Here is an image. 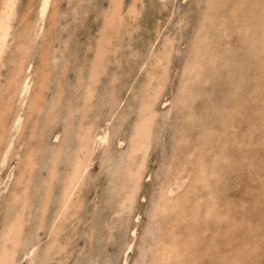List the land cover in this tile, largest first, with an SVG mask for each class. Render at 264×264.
I'll use <instances>...</instances> for the list:
<instances>
[{
	"label": "rangeland",
	"instance_id": "374dc122",
	"mask_svg": "<svg viewBox=\"0 0 264 264\" xmlns=\"http://www.w3.org/2000/svg\"><path fill=\"white\" fill-rule=\"evenodd\" d=\"M39 1L41 3V0H15L14 5L16 6H14L10 20L11 29H9L5 51H3L6 55L2 53L0 56V66L3 68H0V135L2 131H5L0 136L2 137L0 138L2 140L0 144H4L0 145V154L2 152L6 153V156L3 154L4 158L6 157L5 159L1 158L3 155L0 156V162L4 161V163H0V185L2 183L0 186V258L4 249L8 250L10 255L6 264H28V262L29 264H36L37 262L39 264H121L123 260H126L125 264H152L158 259L161 260L159 264H264V62H262L264 61V0H223L224 3L222 0H218L219 2L216 0L217 3L214 2L215 0H206L207 2L210 1V4H206V2H203L204 0H119V5H111L116 3L111 2V0H58L59 2L48 0L46 12L42 17L39 15ZM214 3L217 5L215 6ZM32 4L35 8L32 7ZM50 4L53 5V8ZM125 4L126 6H124ZM139 4H141V7ZM22 7L28 10V13ZM111 7L117 9L112 15L113 8L109 9ZM134 7L135 9L132 10ZM35 9L36 12L38 11L37 13L34 12ZM125 9L128 12H125ZM200 9L205 12L203 11V13ZM104 10L106 11L104 12ZM137 10H140V12H137ZM228 10L234 11L231 14V11L228 13ZM19 11L22 12L19 14ZM211 12L213 15L210 16ZM185 13H188L187 16ZM125 14L126 16H123ZM227 14L230 16L228 17ZM76 15L80 18H78L79 20L75 19L77 18ZM226 17L228 20L225 21ZM33 19H38L36 20L38 22H34ZM249 19L251 22L248 21ZM112 22H115V27H113ZM158 23L163 24L159 27L164 30L158 27ZM26 25L28 28L31 25L29 32H27ZM34 27H38V29ZM39 27L43 28L40 29ZM18 28L21 32L18 31ZM239 28L240 31H237ZM185 29L187 30L185 31ZM31 30L35 31V33L33 32L35 35ZM17 31L19 34L16 33ZM125 34L130 35L128 37ZM9 35L14 36L15 40L12 37L9 38ZM176 35L177 37H175ZM123 37L126 39L127 44ZM10 39L13 41H10ZM88 39L92 40L93 44L88 42ZM158 39L161 41L159 42ZM18 40H20L19 43H22H17ZM40 43L41 45H39ZM19 45L20 47H18ZM27 47L30 49H27ZM204 48L205 50H203ZM18 49L20 50L18 51ZM40 49L43 51H39ZM152 49L153 51H151ZM22 51L24 52L20 53ZM117 51H120V57ZM129 51L132 55L129 54ZM16 52L19 55L22 54V56H17ZM153 52L158 58L152 54ZM46 53L52 54V56L50 57L47 54V57ZM149 53L151 54L149 55ZM14 54L17 57L13 56ZM112 54L113 56L116 54L115 57H118L111 59ZM247 54L248 56H246ZM121 55L125 58L122 59ZM228 55L231 58L228 59ZM14 57L17 62L20 59L19 61L23 63L22 66L19 62L16 65V61V64H14L12 61ZM236 57L239 59L237 60ZM162 58L164 61L162 60L161 64ZM259 58H262V60ZM10 59L12 62L9 61ZM221 60L223 61L221 62ZM13 64L17 69L13 67ZM24 64L25 68L22 69ZM84 64L87 65L84 66ZM140 64L142 65L140 66ZM104 65H107L106 70ZM137 65H139V68L135 67ZM154 65L156 67L161 65L162 67L158 66L156 68ZM257 65L259 67H254ZM86 66L87 68H85ZM19 67H21V71ZM12 68L14 70L11 71ZM37 68L38 71H44L37 72L35 75L34 72L37 71ZM163 68L164 70H162ZM61 69H64V73ZM156 69H158L157 72ZM187 69L191 73L186 71ZM158 71L160 72L158 73ZM13 72H16V75L18 74L15 78L16 81L13 80L15 75H13ZM44 72L45 74L49 72L50 77L48 75L45 77ZM142 72L144 73L142 74ZM227 72L232 77L231 81H229L230 77ZM163 73L168 75L165 76ZM105 74L107 77H105ZM191 74H194L195 77ZM33 76L35 77L33 78ZM101 76L104 77L99 79ZM19 77H23L22 80L27 78V83H30L27 84L29 87L23 94L17 95V90L22 87L19 83L21 81V79H18ZM153 78L154 80L151 82L150 80ZM52 79H55L53 80L55 84H52ZM103 79L104 83L101 81ZM195 79L199 81L197 82ZM162 81H166V85ZM33 83L34 85H31ZM11 84L18 85L14 88ZM107 84L109 85L107 86ZM126 85H128L127 88H125ZM43 86L47 87L46 90ZM132 86L134 87L133 90ZM121 90L124 92L122 95H120ZM145 90H148V93ZM222 93L228 94V96ZM69 99H72V101ZM222 101L223 103H220ZM227 101L233 102L229 103ZM33 102L36 104H32ZM44 103H46V106ZM12 104L13 107H11ZM49 104H52L51 107H49ZM142 106L146 109L149 107V110L146 111ZM24 109L26 110L24 111ZM212 113H214V116ZM16 115L19 119L21 118L20 122H13ZM34 115L38 118L37 120ZM217 115L218 119L216 118ZM28 116L29 118H27ZM113 116H115V119ZM4 118L13 124L11 125L6 120L3 121ZM116 120L117 122H115ZM155 120L156 122H153ZM24 122L25 125H22ZM63 122L66 125H62ZM32 123L33 125H30ZM15 124H18V127ZM73 125L76 128L74 130ZM13 127L16 130L19 128L18 132L13 130ZM146 129L148 130V139L147 151L145 150L144 157H142L143 152L140 151L131 153V148L141 142V136H146V133H143ZM7 132L10 134L8 137H6ZM13 134L14 137L11 136ZM72 135L74 136L71 137ZM11 137L13 138L11 139ZM5 138L10 139L8 141L10 145H8L7 140H4ZM68 138L69 141H67ZM71 138H73L74 144ZM17 141L18 143L15 144ZM6 142L7 146H5ZM66 142H68V146ZM69 142L72 143L73 147ZM125 143L127 146H124ZM14 145H20V148ZM24 150L26 151L25 154H23ZM11 151L12 153H10ZM118 152L121 153L118 154ZM28 153H31L29 158ZM128 154H131V156ZM118 155L121 157H118ZM92 156L94 157L92 158ZM21 160L26 162L21 165ZM29 160L31 165L28 167ZM78 162L81 164L86 163L87 166L83 172L81 171V177L69 196L68 202L62 207L61 203L65 199L63 194L65 184H68L70 178H72L71 174L75 172ZM18 167H20L19 170ZM106 171L109 172L108 175ZM121 171L123 175H121ZM62 180H64L63 183ZM177 183L180 188L173 195L164 196L165 190L168 187L175 188ZM56 185H58V189H56ZM133 188H135V191L130 199L129 195L134 190ZM82 189L84 190L82 191ZM161 196H163V201L160 200ZM9 197L10 199H8ZM14 197L18 199L16 200ZM103 197L105 198L103 199ZM91 203L93 206H91ZM160 203L163 206L165 204L164 209L157 207ZM121 207L125 209L123 208V210ZM194 207L196 208L194 209ZM127 209H130V211ZM18 212L22 214V225L20 233L13 237L9 232V228L17 220ZM46 213L47 215H45ZM33 217L35 220H33ZM130 225L131 227L135 226L136 229L133 236L130 232ZM212 228L214 229L212 230ZM139 229L140 231H138ZM217 232L218 234H216ZM59 233L62 235H59ZM129 242L131 244L130 252L124 255V248ZM167 245L168 249L166 248ZM157 246H163L159 250L160 252H158L159 248ZM48 254L53 255V258ZM41 256H43V259ZM47 257L49 260H53L49 261Z\"/></svg>",
	"mask_w": 264,
	"mask_h": 264
},
{
	"label": "bare ground",
	"instance_id": "6f19581e",
	"mask_svg": "<svg viewBox=\"0 0 264 264\" xmlns=\"http://www.w3.org/2000/svg\"><path fill=\"white\" fill-rule=\"evenodd\" d=\"M28 1H30V0H28ZM52 1H53V0H52ZM57 1H58V0H57ZM112 1H113V2H116V3H112L111 5H113V4L119 5V3H118L119 0H111V2H112ZM165 1H166V0H165ZM217 1H218V0H217ZM217 1L215 0L214 2L217 3ZM14 2H15V0H2V1H1V4H0V56H1L2 53H4L3 51H5L4 48H5V44L7 43V42H6V38H7V36H8L9 29H11V28H10V20H11V16H12V13H13L14 6H16V5H14ZM33 2H34V1H33ZM36 2H37V1H36ZM58 2H59V1H58ZM111 2L109 1V4H110ZM131 2H133V1H131ZM168 2H169V1H168ZM201 2H202V1H201ZM203 2H206V4H208L210 1L207 2L206 0H204ZM218 2H219V1H218ZM222 2H223V0H222ZM222 2H221V3H222ZM224 2H225V1H224ZM224 2H223V3H224ZM15 3H16V2H15ZM53 3H54V2H53ZM133 3H134V2H133ZM166 3H167V2H166ZM211 3H212V1H211ZM231 3H232V1H231ZM231 3H230V4H231ZM234 3H235V2H234ZM246 3H247V2H246ZM27 4H29V3H27ZM27 4H26V5H27ZM39 4H40V5H39V15H40V17H42V16L44 15V13L46 12V9H47V6H48V0H41V3H40V1H39ZM109 4H108V5H109ZM123 4H124V3H123ZM162 4H163V2H162ZM167 4H168V3H167ZM203 4H204V3H203ZM209 4H210V3H209ZM238 4H239V3H238ZM238 4H237V5H238ZM240 4H241V2H240ZM244 4H245V3H244ZM244 4H243V5H244ZM23 5H24V3H23ZM54 5H55V4H54ZM56 5H57V3H56ZM56 5H55V6H56ZM134 5H135V3H134ZM134 5H133V6H134ZM140 5H141V4H139V6H140ZM214 5H215V3H214ZM214 5H212V6H214ZM216 5H217V4H216ZM216 5H215V6H216ZM243 5H242V6H243ZM253 5H254V4H253ZM21 6H22V5H21ZM36 6H37V5H36ZM50 6L53 8V5L50 4ZM124 6H126V4H125ZM160 6H161V4H160ZM215 6H214V7H215ZM233 6H235V5L233 4ZM233 6H232V7H233ZM32 7H34L33 4H32ZM57 7H58V6H57ZM108 7H109V6H108ZM115 7L117 8V6H115ZM140 7H141V6H140ZM161 7H162V6H161ZM165 7H166V6H165ZM237 7H238V6H237ZM244 7H246V6H244ZM22 8H23V7H22ZM34 8H35V7H34ZM54 8H55V7H54ZM112 8H113V7L109 8V9H112ZM131 8H132V6H131ZM158 8H159V7H158ZM197 8L199 9V7H197ZM220 8H221V7H220ZM230 8H231V7H230ZM234 8H235V7H234ZM239 8H240V7H239ZM247 8H248V7H247ZM23 9H25V8H23ZM23 9H22V10H23ZM28 9H29V8H28ZM55 9H56V8H55ZM55 9H54V10H55ZM109 9H108V10H109ZM126 9H127V8H126ZM126 9H125V12H128V11H126ZM134 9H135V7H134L132 10H134ZM137 9H138V8H137ZM140 9H141V8H140ZM164 9H165V8H164ZM201 9H202V8H201ZM201 9H200V10H201ZM203 9H204V8H203ZM208 9H209V8H208ZM211 9H212V7H211ZM211 9H209V10H211ZM213 9H214V8H213ZM232 9H233V8H232ZM30 10H32V9H30ZM52 10H53V9H52ZM56 10H57V9H56ZM56 10H55V11H56ZM141 10H142V9H141ZM263 10H264V9H263ZM23 11H24V10H23ZM25 11H26V13H28V10L25 9ZM32 11H33V10H32ZM55 11H54V12H55ZM105 11H106V10H104V12H105ZM116 11H117V9H114V8H113V11H112L111 15L114 14ZM165 11H166V9H165ZM168 11H169V10H168ZM201 11H202V10H201ZM203 11H204V10H203ZM203 11H202V12H203ZM230 11H231V10H230ZM230 11L228 10V13H229ZM232 11H234V10H232ZM232 11H231V14L233 13ZM235 11H236V8H235ZM14 12H15V11H14ZM21 12H22V11H21ZM21 12L19 11V14H20ZM34 12H36V9L34 10ZM37 12H38V11H37ZM37 12H36V13H37ZM49 12H52V11H49ZM54 12H53V13H54ZM129 12H130V11H129ZM137 12H140V10H137ZM204 12H205V11H204ZM204 12H203V13H204ZM240 12H241V11H240ZM251 12H252V10H251ZM81 13H82V12H81ZM119 13H120V12H119ZM131 13H132V12H131ZM168 13H169V12H168ZM235 13H236V12H235ZM235 13H234V14H235ZM253 13H256V12H253ZM262 13H263V12H262ZM23 14H25V13L23 12ZM31 14H32V13H31ZM34 14H35V13H34ZM56 14H57V13H56ZM85 14H86V13H85ZM85 14H84V15H85ZM135 14H136V13H135ZM187 14H188V13H185L186 16H187ZM198 14H199V13H198ZM236 14H238V13H236ZM249 14H250V13H249ZM259 14H261V13H259ZM21 15H22V14H21ZM79 15H80V14H79ZM84 15H83V16H84ZM105 15H106V14H105ZM181 15H182V14H181ZM201 15H202V13H201ZM209 15H210V16L213 15L212 12H211ZM214 15H215V12H214ZM227 15H228V14H227ZM24 16H25V15H24ZM45 16H46V15H45ZM45 16H44V17H45ZM53 16H54V15H53ZM123 16H126V14L123 15ZM132 16H133V15H132ZM186 16H185V17H186ZM224 16H225V15H224ZM224 16H223V17H224ZM229 16H230V15H228V17H229ZM234 16H235V15H234ZM237 16H239V15H237ZM246 16H247V15H246ZM14 17H16V16H14ZM32 17H33V16H32ZM76 17H77V15H76ZM134 17H135V16H134ZM169 17H170V16H169ZM212 17H213V16H212ZM212 17H210V18H212ZM243 17H244V16H243ZM254 17H255V15H254ZM54 18H55V16H54ZM78 18H79V17H77V18H75V19H78ZM102 18H103V17H102ZM163 18H164V17H163ZM163 18H162V20H163ZM197 18H198V17H197ZM214 18H215V17H214ZM224 18H225V17H224ZM27 19H28V18H27ZM51 19L54 20L53 18H51ZM55 19H56V18H55ZM79 19H80V18H79ZM79 19H78V20H79ZM81 19H82V18H81ZM128 19H129V18H128ZM133 19H134V18H133ZM166 19H167V18H166ZM168 19H169V18H168ZM182 19H183V18H182ZM195 19H196V18H195ZM229 19H230V18H229ZM235 19H237V18H235ZM239 19H241V18L239 17ZM259 19H260V18H259ZM259 19H258V21H260ZM261 19H262V17H261ZM15 20H16V19H15ZM30 20H31V19H30ZM33 20H34V19H33ZM36 20H38V19H36ZM36 20H34V22H35ZM42 20H43V19H42ZM113 20H114V19H113ZM123 20H124V19H123ZM158 20H159V19H158ZM158 20H157V21H158ZM205 20H206V19H205ZM207 20H208V19H207ZM210 20H211V19H210ZM210 20H209V21H210ZM213 20H214V19H213ZM219 20H220V19H219ZM221 20H222V19H221ZM224 20L226 21V20H228V18L226 17V19H224ZM262 20H263V19H262ZM17 21H18V18H17ZM108 21H110V20L108 19ZM119 21H120V20H119ZM165 21H166V20H165ZM177 21L179 22V20H177ZM195 21H196V20H195ZM236 21H237V20H236ZM242 21H244L243 18H242ZM248 21H250V19H249ZM256 21H257V20H256ZM25 22H26V20H25ZM36 22H38V21H36ZM103 22H104V21H103ZM132 22H133V21H132ZM161 22H162V21H161ZM168 22H169V20H168ZM183 22H184V21H183ZM193 22H194V21H193ZM212 22H213V21H212ZM228 22H229V21H228ZM233 22H234V21H233ZM250 22H251V21H250ZM28 23L32 24L31 22H28ZM45 23H46V22H45ZM53 23H54V22H53ZM112 23H113V24H112L113 27H115V26H114L115 22H112ZM130 23H131V19H130ZM130 23H129V24H130ZM162 23L164 24V20H163ZM162 23H161V24H162ZM220 23H221V22H220ZM220 23H219V24H220ZM244 23H245V21H244ZM252 23H253V22H252ZM255 23H257V22H255ZM260 23H261V22H260ZM260 23H258V24H260ZM33 24H34V23H33ZM33 24H32V25H33ZM107 24H108V23H107ZM120 24H121V23H120ZM123 24H124V23H123ZM158 24H159V23H158ZM163 24H162V25H163ZM180 24H181V23H180ZM180 24H179V25H180ZM193 24H194V23H193ZM196 24H197V23H196ZM211 24H212V23H211ZM222 24H224V23H222ZM222 24H221V25H222ZM250 24H251V23H250ZM258 24H257V25H258ZM44 25H45V24H44ZM115 25H116V24H115ZM154 25H155V23H154ZM162 25L159 24L158 27H159V26H162ZM179 25H178V27L181 28L182 24H181V26H179ZM241 25H242V24H241ZM243 25L246 26L245 24H243ZM12 26H13V25H12ZM37 26H38V25H37ZM110 26H111V25H110ZM117 26H118V24H117ZM120 26H121V25H120ZM212 26H213V25H212ZM212 26H211V29H212ZM244 26H242V27H244ZM261 26H262V25H261ZM15 27H16V26H15ZM26 27H27V25H26ZM35 27H36V26H35ZM35 27H34V28H35ZM99 27H102V26H99ZM103 27H104V26H103ZM118 27H119V26H118ZM131 27H132V25H131ZM153 27H154V26H153ZM214 27H215V26H214ZM249 27H251V26H249ZM27 28H28V27H27ZM29 28H31V25H30ZM29 28L27 29V30H28L27 32H29V30H30ZM39 28H40V27H39ZM42 28H43V27H42ZM42 28H40V29H42ZM46 28H47V27H46ZM111 28H112V27H111ZM159 28H161V27H159ZM192 28H193V27H192ZM237 28H238V27H237ZM22 29H23V28H22ZM32 29H33V28H32ZM35 29H38V27L35 28ZM102 29H103V28H102ZM112 29H113V28H112ZM135 29H136V28H135ZM156 29H157V28H156ZM161 29H163V28H161ZM221 29H222V28H221ZM225 29H226V28H225ZM241 29H242V28H241ZM19 30H20V29L18 28V31H19ZM125 30H126V27H125ZM131 30L133 31V29H131ZM151 30H152V29H151ZM159 30H160V29H159ZM163 30H164V29H163ZM186 30H187V29H185V31H186ZM233 30H234V29H233ZM245 30H246V29H245ZM12 31H13V30H12ZM18 31H17L16 33H18ZM31 31H32V30H31ZM41 31H42V30H41ZM49 31H50V30H49ZM49 31H48V33H49ZM112 31L115 33L114 29H113ZM152 31H155V30H152ZM152 31H151V32H152ZM179 31H180V29H179ZM191 31H193V29H191ZM224 31H226V30H224ZM237 31H240V28H239ZM19 32H21V30H20ZM33 32L35 33L34 30L32 31V33H33ZM37 32H39V30H37ZM37 32H36V34H37ZM100 32H101V31H100ZM127 32H129V31H127ZM127 32H126V33H127ZM241 32H242V30H241ZM241 32H240V33H241ZM244 32H245V31H244ZM32 33H31V34H32ZM34 33H33V34H34ZM129 33H130V32H129ZM134 33H135V31H134ZM137 33H138V31H137ZM154 33H155V32H154ZM157 33H158V31H157ZM174 33H175V32H174ZM18 34H19V33H18ZM31 34H30V35H31ZM33 34H32V36L35 35V34H34V35H33ZM101 34H102V33H101ZM120 34H121V33H120ZM120 34H119V35H120ZM130 34H131V33H130ZM130 34H128V35H130ZM135 34H136V33H135ZM152 34H153V32H152ZM155 34H156V33H155ZM159 34H160V33H159ZM165 34H166V33H165ZM165 34H164V35H165ZM171 34H172V33H171ZM236 34H237V33H236ZM241 34H242V33H241ZM47 35H48V34H47ZM123 35H124V34H123ZM125 35H127V34H125ZM128 35H127V36H128ZM162 35H163V33H162ZM207 35H208V34H207ZM9 36H10L9 38L12 37V35H9ZM19 36H20V35H19ZM21 36H22V35H21ZM37 36H38V35H37ZM43 36H44V35H43ZM131 36H132V35H131ZM131 36H130V37H131ZM156 36H157V35H156ZM159 36H160V35H159ZM170 36H171V35H170ZM173 36H174V35H173ZM199 36H200V35H199ZM202 36H203V35H202ZM238 36H239V35H238ZM35 37H36V36H35ZM44 37H45V36H44ZM94 37H95V36H94ZM115 37H117V36L115 35ZM128 37H129V36H128ZM175 37H177V35H176ZM12 38H14V36H13ZM17 38H19V37H17ZM118 38H119V37H118ZM123 38H124V37H123ZM164 38H165V37H164ZM168 38H169V37H168ZM225 38H226V37H225ZM225 38H224V39H225ZM32 39H33V37H32ZM47 39H48V38H47ZM120 39H121V38H120ZM131 39H132V38H131ZM14 40H15V38H14ZM22 40H23V38H22ZM22 40H21V41H22ZM45 40H46V39H45ZM124 40L126 41L125 38H124ZM128 40H129V39H128ZM158 40H159V39H158ZM190 40H192V39H190ZM196 40H197V39H196ZM10 41H13V40L10 39ZM19 41H20V40H18L17 43H19ZM41 41H42V40H41ZM46 41H47V40H46ZM102 41H103V40H102ZM119 41H121V40H119ZM151 41H152V39H151ZM160 41H161V40H159V42H160ZM162 41H163V40H162ZM168 41L170 42V40H168ZM174 41H175V40H174ZM174 41H173V42H174ZM206 41H208V40L206 39ZM14 42H15V41H14ZM88 42H92V40L90 41V40L88 39ZM114 42H115V41H114ZM116 42H117V41H116ZM152 42H153V41H152ZM155 42H156V41H155ZM159 42H158V44H159ZM175 42H176V41H175ZM20 43H22V42H20ZM20 43H19V44H20ZM46 43H47V42H46ZM166 43H167V42H166ZM242 43H243V42H242ZM25 44H26V43H25ZM91 44H93V42H92ZM126 44H127V41H126ZM126 44H125V45H126ZM128 44H129V43H128ZM168 44H170V43H168ZM198 44H199V43H198ZM243 44H244V43H243ZM243 44H242V45H243ZM245 44H246V43H245ZM261 44H262V43H261ZM39 45H41V43H40ZM50 45H51V43H50ZM156 45H157V44H156ZM161 45H162V43H161ZM172 45H173V44H172ZM192 45H193V44H192ZM223 45H224V44H223ZM242 45H241V46H242ZM12 46H13V45H12ZM25 46H26V45H25ZM28 46H29V45H28ZM42 46H43V45H42ZM45 46H47V45H45ZM110 46H111V45H110ZM127 46H128V45H127ZM153 46H155V45H153ZM157 46H158V45H157ZM170 46H171V45H170ZM258 46H259V43H258ZM7 47H10V46H7ZM18 47H20V45H19ZM30 47H31V45H30ZM47 47H48V46H47ZM49 47H50V46H49ZM120 47H121V46H120ZM158 47H159V46H158ZM187 47H188V46H187ZM202 47H203V45H202ZM208 47H209V45H208ZM248 47H249V46H248ZM260 47H261V46H260ZM24 48H25V47H24ZM88 48H89V47H88ZM108 48H110V47H108ZM128 48H130V47H128ZM147 48H148V47H147ZM162 48H163V47H162ZM165 48H166V46H165ZM167 48H168V47H167ZM171 48H172V46H171ZM188 48H189V47H188ZM14 49H15V48H14ZM16 49H17V48H16ZM27 49H30V48L27 47ZM41 49H42V48H41ZM41 49H40L39 51H43V50H41ZM114 49H115V48H114ZM199 49H200V48H199ZM241 49H242V48H241ZM255 49H256V48H255ZM257 49H258V48H257ZM257 49H256V50H257ZM6 50H7V49H6ZM8 50H9V49H8ZM19 50H20V49H18V51H19ZM25 50H26V48H25ZM116 50H117V49H116ZM121 50H125V49H121ZM121 50H120V51H121ZM130 50H131V49H130ZM154 50H155V49H154ZM165 50H166V49H165ZM165 50H164V51H165ZM203 50H205V48H204ZM250 50H251V49H250ZM250 50H249V51H250ZM13 51H14V50H13ZM18 51H17V52H18ZM31 51H32V50H31ZM49 51H50V49H49ZM120 51H119V52H120ZM135 51H136V49H135ZM147 51H148V49H147ZM151 51H153V49H152ZM171 51H172V50H171ZM237 51H238V50H237ZM254 51H255V50H254ZM8 52H10V51H8ZM17 52L15 53L16 55L18 54ZM23 52H24V51H22V52H20V53H23ZM34 52H35V51H34ZM117 52H118V51H117ZM117 52H116V53H117ZM119 52H118L117 54H119V57H120V53H119ZM131 52L133 53V51H131ZM138 52H139V50H138ZM159 52H160V51H159ZM175 52H176V51H175ZM201 52H202V51H201ZM245 52H247V51H245ZM255 52H256V51H255ZM29 53H30V52H29ZM41 53H42V52H41ZM89 53H90V52H89ZM89 53H88V54H89ZM124 53H125V52H124ZM127 53H128V52H127ZM134 53H136V52H134ZM157 53H158V52H157ZM162 53H163V52H162ZM162 53H161V54H162ZM166 53H167V52H166ZM240 53H241V52H240ZM247 53H250V52H247ZM4 54L6 55V53H4ZM7 54H8V53H7ZM9 54H11V53H9ZM15 54H14L13 56H16ZM26 54H27V53H26ZM38 54H39V53H38ZM47 54H48V53H46V56H47ZM86 54H87V53H86ZM90 54H91V53H90ZM105 54H106V53H105ZM105 54H104V55H105ZM125 54H126V53H125ZM125 54H123V55H125ZM129 54H131L130 51H129ZM137 54H138V53H137ZM146 54H147V53H146ZM150 54H151V53H149V55H150ZM152 54H154V52H153ZM167 54H168V53H167ZM238 54H239V53H238ZM245 54H246V53H245ZM254 54H255V53H254ZM254 54H252V55H254ZM108 55H111V54H108ZM108 55H106V56H108ZM115 55H116V54H114V56H113V54H112L113 57H111V59H113V58L116 59V58L118 57V56L115 57ZM131 55H132V54H131ZM212 55H213V54H212ZM212 55H210V56H212ZM235 55H236V53H235ZM239 55H240V54H239ZM2 56H3V55H2ZM7 56H8V55H7ZM17 56L20 57V56H22V54H20V55L18 54ZM17 56H16V57H17ZM27 56H28V55H27ZM48 56L51 57L52 54H51V55L48 54ZM48 56H47V57H48ZM99 56H100V55H99ZM99 56H97V57H99ZM102 56H103V55H102ZM126 56H127V54H126ZM128 56H129V55H128ZM146 56H147V55H146ZM154 56H156V55L154 54ZM159 56H160V55H159ZM228 56H229V55H228ZM233 56H234V54H233ZM246 56H248V54H247ZM261 56H262V55H261ZM9 57H10V56H9ZM19 57H18V58H19ZM28 57H29V56H28ZM121 57H122V55H121ZM130 57H131V56H130ZM156 57H157V56H156ZM156 57H155V59H156ZM162 57H163V56H162ZM186 57H187V56H186ZM201 57H202V56H201ZM208 57H209V56H208ZM256 57H257V56H256ZM6 58H8V57H6ZM18 58H17V59H18ZM40 58H42V57H40ZM108 58H109V56H108ZM108 58H107V59H108ZM124 58H125V57H124ZM124 58L122 57V59H124ZM143 58H144V57H143ZM150 58H151V57H150ZM157 58H158V57H157ZM169 58H171V57L169 56ZM229 58H231V57L229 56L228 59H229ZM243 58H245V57H243ZM249 58H250V57H249ZM14 59H15V57H14ZM14 59H13L12 61L14 62V64H16L15 61L17 62V60H16V59L14 60ZM22 59H23V58L21 57V60H22ZM50 59H51V58H50ZM89 59H90V58H89ZM89 59H88V60H89ZM126 59H127V58H126ZM126 59H125V61H126ZM144 59H146V58H144ZM148 59H149V58H148ZM223 59H224V58H223ZM236 59L238 60L239 58L236 57ZM246 59H247V58H246ZM250 59H251V58H250ZM259 59L262 60V58H259ZM1 60H2V59H1ZM6 60H7V59H6ZM19 60H20V59H19ZM19 60H18V62L20 63V66H22L21 64H23V63L20 62ZM26 60H27V59H26ZM41 60H42V59H41ZM41 60H40V61H41ZM44 60H45V59H44ZM44 60H43V61H44ZM86 60H87V59H86ZM102 60H103V59H102ZM128 60H129V59H128ZM146 60H147V59H146ZM150 60H151V59H150ZM150 60H149V61H150ZM162 60H163V58L161 59V64H162V62L164 61V60H163V61H162ZM187 60H188V59H187ZM198 60H199V59H198ZM205 60H206V59H205ZM209 60H210V59H209ZM213 60H215V59H213ZM226 60H227V59H226ZM241 60H242V59H241ZM254 60H255V59H254ZM256 60H257V59H256ZM9 61L12 62L11 59H10ZM43 61H42V62H43ZM46 61L48 62V60H46ZM112 61H114V60H112ZM129 61H130V60H129ZM142 61H143V63H145L144 60H142ZM142 61H141V62H142ZM158 61H159V60L157 59V62H158ZM170 61H171V59H170ZM185 61H186V60H185ZM202 61H203V60H202ZM215 61H216V60H215ZM222 61H223V60H221V62H222ZM224 61H225V60H224ZM10 62H9V63H10ZM18 62H17L16 65L19 64ZM109 62H110V61H109ZM131 62H133V60H131ZM146 62H147V61H146ZM230 62H231V60H230ZM232 62H233V61H232ZM244 62H246V61H244ZM248 62H250V61H248ZM262 62H264V61H262ZM6 63H7V62H6ZM30 63H31V62H30ZM134 63H135V62H134ZM134 63H133V65H134ZM154 63H155V60H154ZM159 63H160V62H159ZM186 63H187V62H186ZM235 63H237V62H235ZM239 63H240V60H239ZM246 63H247V62H246ZM252 63H253V61H252ZM14 64H13V65H14ZM47 64H48V63H47ZM103 64H105V63H103ZM107 64H108V63H107ZM123 64H124V62H123ZM125 64H126V63H125ZM187 64H188V63H187ZM190 64H191V63H190ZM194 64H195V63H194ZM208 64H209V63H208ZM219 64H220V63H219ZM223 64H224V62H223ZM223 64H221V65H223ZM232 64H233V63H232ZM243 64H244V63H243ZM253 64H254V63H253ZM253 64H252V65H253ZM0 65H1V63H0ZM4 65H5V64H4ZM39 65H40V64H39ZM85 65H87V64H84V66H85ZM119 65H121V64H119ZM119 65H117V66L119 67ZM141 65H142V64H140V66H141ZM143 65H144V64H143ZM147 65H148V63H147ZM149 65H150V63H149ZM168 65H169V63H168ZM191 65H192V64H191ZM199 65H200V64H199ZM202 65H203V64H202ZM9 66H10V65H9ZM23 66H24V67H22V69L25 68V64H24ZM40 66H41V65H40ZM43 66H47V65H43ZM104 66H105V65H104ZM109 66H110V65H109ZM109 66H108V67H109ZM145 66H146V65H145ZM158 66H161V65H158ZM158 66L156 67V66L154 65V67H156V68H158ZM229 66H230V65H229ZM229 66H227V67H229ZM236 66H237V65H236ZM239 66H240V65H239ZM244 66H245V65H244ZM13 67L16 68L15 65H14ZM27 67H28V66H27ZM27 67H26V68H27ZM106 67H107V65L105 66V70H106ZM135 67L139 68V65H137V66H135ZM147 67H149V66H147ZM161 67H162V66H161ZM164 67H165V66H164ZM169 67H170V66H169ZM191 67H192V66H191ZM219 67H222V66H219ZM225 67H226V66H225ZM237 67H238V66H237ZM254 67H259V66L257 65V66H254ZM0 68H2V67L0 66ZM9 68H10V67H9ZM45 68H46V67H45ZM52 68H53V67H52ZM85 68H87V66H86ZM115 68H116V67H115ZM137 68H136V69H137ZM189 68H190V67H189ZM252 68H253V67H252ZM252 68H251V69H252ZM2 69H3V68H2ZM16 69H17V68H16ZM19 69H20V71L22 70L21 67H19ZM40 69H41V68H40ZM143 69H144V67H143ZM159 69H160V68H159ZM165 69H166V68H165ZM220 69H221V68H220ZM226 69H227V68H226ZM228 69H229V68H228ZM0 70H1V69H0ZM12 70H14V69L12 68L11 71H12ZM25 70H26V69H25ZM25 70H24V71H25ZM38 70H39V69L37 68V71L35 70L34 74L37 73V72L44 71V70H40V71H38ZM50 70H51V69H50ZM61 70H62V69H61ZM63 70H64V69H63ZM63 70H62V71H63ZM108 70H110V69H108ZM115 70H116V69H115ZM137 70H138V69H137ZM149 70H150V69H149ZM157 70H158V69H156V72H157ZM162 70H164V68H163ZM188 70H189V69H187L186 71H188ZM193 70H194V69H193ZM200 70H201V69H200ZM212 70H213V69H212ZM234 70H235V68H234ZM238 70H240V69H238ZM15 71H16V70H15ZM17 71H18V70H17ZM86 71H87V70H86ZM119 71H121V70L119 69ZM119 71H118V73H119ZM122 71H124V70L122 69ZM135 71H136V70H135ZM140 71H141V69H140ZM142 71H143V70H142ZM214 71H215V70H214ZM245 71H246V70H245ZM7 72H8V71H7ZM51 72H52V71H51ZM129 72H130V71H129ZM136 72H137V71H136ZM159 72H160V71H158V73H159ZM162 72H163V71H162ZM165 72H166V70H165ZM188 72H189V71H188ZM199 72H200V71H199ZM201 72H202V70H201ZM201 72H200V73H201ZM18 73H19V72H18ZM24 73H25V72H24ZM63 73H64V71H63ZM105 73L107 74V71H106ZM111 73H112V70H111ZM113 73H116V72H113ZM123 73H124V72H123ZM143 73H144V72H142V74H143ZM189 73H191V72H189ZM192 73H193V72H192ZM218 73H219V72H218ZM227 73H228V72H227ZM227 73H226V74H227ZM2 74H3V73H2ZM8 74H9V73H8ZM8 74H6V75H8ZM14 74H15V75H14ZM48 74H49V72H48ZM48 74H45V72H44L45 77H46V75H48ZM106 74H105V77H107ZM124 74H126V73H124ZM150 74H151V73H150ZM155 74H156V73H155ZM163 74H164V73H163ZM163 74H162V75H163ZM183 74H184V73H183ZM183 74H181V75H183ZM201 74H202V73H201ZM245 74H246V73H245ZM13 75H14L13 80L16 81L15 78L17 77L18 74L16 75V72H15V73L13 72ZM26 75H27V74H26ZM35 75H36V74H35ZM50 75H51V74H50ZM50 75H48V76L50 77ZM94 75H95V74H94ZM147 75H149V74H147ZM152 75H154V74H152ZM164 75H165V74H164ZM166 75H168V74H166ZM166 75H165V76H166ZM189 75H190V74H189ZM195 75H196V74H195ZM204 75H206V74H204ZM222 75H223V74H222ZM222 75H221V77H222ZM228 75H229V73H228ZM232 75H233V74H232ZM9 76H10V74H9ZM28 76H29V75H28ZM28 76H27V77H28ZM63 76H64V75H63ZM80 76H81V75H80ZM80 76H79V77H80ZM96 76H97V75H96ZM109 76H110V75H109ZM122 76H123V74H122ZM122 76H121V77H122ZM154 76H156V75H154ZM191 76H194V74H193V75L191 74ZM211 76H212V75H211ZM23 77H24V76H23ZM23 77H21V78L19 77V78H18V79H21V81H20L19 83L21 84L22 87H21L19 90H17V91L19 92V93L17 92V95H18V94H21V93L23 94V92L26 91L27 87H29V85L27 86V84L30 83V82L27 83V78H24V79L22 80ZM25 77H26V76H25ZM34 77H35V76H33V78H34ZM38 77H39V75H38ZM64 77H65V76H64ZM83 77H85V76H83ZM103 77H104V76H103ZM103 77L101 76V77H99V79H100V78H103ZM126 77H127V76H126ZM128 77H129V75H128ZM152 77H153V76H152ZM168 77H169V76H168ZM180 77H182V76H180ZM194 77H195V76H194ZM212 77H213V76H212ZM229 77H230L229 81H231V78H232L231 75H229ZM1 78H2V77H1ZM47 78H48V77H47ZM85 78H86V77H85ZM95 78H96V77H95ZM108 78H109V77H108ZM160 78H161V77H160ZM164 78H166V77H164ZM182 78H183V77H182ZM185 78H186V77H185ZM185 78H184V79H185ZM224 78H225V77H224ZM260 78H261V77H260ZM11 79H12V78H11ZM80 79H81V78H80ZM193 79H194V78H193ZM197 79H198V78H197ZM233 79H235V78H233ZM3 80H4V79H3ZM34 80H35V79H34ZM40 80H41V79H40ZM42 80H43V78H42ZM48 80H49V79H48ZM53 80H55V79H52V84L55 82V81L53 82ZM71 80H73V79H71ZM86 80H87V79H86ZM124 80H125V78H124ZM153 80H154V78L151 79L150 81L152 82ZM158 80H159V79H158ZM182 80H183V79H182ZM189 80H190V79H189ZM195 80H196V79H195ZM1 81H2V80H1ZM46 81H47V79H46ZM49 81H50V80H49ZM58 81H59V80H58ZM75 81L78 82L77 80H75ZM101 81L104 83V79L101 80ZM108 81H109V80H108ZM121 81H122V80H121ZM125 81H126V80H125ZM160 81H161V80H160ZM185 81H186V80H185ZM191 81H192V80H191ZM196 81H197V80H196ZM198 81H199V80H198ZM198 81H197V82H198ZM210 81H211V80H210ZM261 81H262V79H261ZM2 82H3V81H2ZM4 82H5V81H4ZM9 82H10V81H9ZM32 82H35V81H32ZM41 82H42V81H41ZM43 82H44V81H43ZM47 82H48V81H47ZM60 82H61V81H60ZM162 82H163V81H162ZM162 82H161V83H162ZM205 82H206V81H205ZM214 82H215V81H214ZM0 83H1V82H0ZM80 83H81V82H80ZM123 83H124V82H123ZM125 83H127V82H125ZM164 83H165V84H164ZM207 83H208V82H207ZM211 83H212V82H211ZM215 83H216V82H215ZM224 83H225V82H224ZM229 83H230V82H229ZM234 83H235V82H234ZM40 84H41V83H40ZM40 84H39V85H40ZM42 84H43V83H42ZM45 84H46V82H45ZM54 84H55V83H54ZM115 84L117 85V83H115ZM115 84H114V85H115ZM147 84H148V83H147ZM150 84L152 85V83H150ZM163 84L166 85V81L163 82ZM187 84H190V83H187ZM227 84H228V83H227ZM11 85H12V84H11ZM17 85H18V84H17ZM17 85H14V84H13L12 86H13L14 88H16ZM31 85H34V83L31 84ZM35 85H36V84H35ZM68 85H69V84H68ZM95 85H96V84H95ZM108 85H109V84H107V86H108ZM132 85H133V84H132ZM148 85H149V84H148ZM223 85H224V84H223ZM231 85H233V84H231ZM15 86H16V87H15ZM47 86H48V85H47ZM49 86H51V85H49ZM53 86H54V85H53ZM57 86H58V85H57ZM78 86H79V85H78ZM117 86H118V85H117ZM127 86H128V85H126L125 88H127ZM185 86H186V84H185ZM191 86H192V85H191ZM237 86H238V84H237ZM18 87H19V86H18ZM33 87H34V86H33ZM33 87H32V88H33ZM36 87H37V85H36ZM41 87H42V86H41ZM41 87H38V88H41ZM43 87H44V86H43ZM80 87H81V85H80ZM132 87H133V86H132ZM235 87H236V86H235ZM0 88H1V87H0ZM44 88H45V87H44ZM46 88H47V87H46ZM46 88H45L44 90H46ZM97 88H98V86H97ZM99 88H100V87H99ZM106 88H107V87H106ZM135 88H136V87H135ZM159 88H160V87H159ZM189 88H190V87H189ZM237 88H238V87H237ZM30 89H31V88H30ZM35 89H36V88H35ZM41 89H42V88H41ZM133 89H134V87L132 88V90H133ZM148 89H149V88H148ZM199 89H200V88H199ZM3 90H4V89H3ZM33 90H34V89H33ZM48 90H49V89H48ZM55 90H56V89H55ZM60 90H61V89H60ZM98 90H99V89H98ZM122 90H123V89H122ZM122 90H121V91H122ZM132 90H131V91H132ZM229 90H230V92H231L230 87H229ZM239 90H240V89H239ZM13 91H14V90H13ZM123 91H124V90H123ZM123 91L121 92L120 95L124 94ZM128 91H129V90H128ZM147 91H148V90H145V92H147ZM189 91H190V89H189ZM232 91H233V90H232ZM5 92H7V90H5ZM14 92H16V91H14ZM27 92H28V91H27ZM31 92H32V90H31ZM39 92H40V91H39ZM55 92H57V91H55ZM84 92H85V91H84ZM129 93H130V92H129ZM129 93H128V94H129ZM132 93H133V92H132ZM132 93H131V94H132ZM147 93H148V92H147ZM158 93H159V92H158ZM160 93H161V92H160ZM227 93H228V92H227ZM231 93H232V92H231ZM8 94H9V93H8ZM15 94H16V93H15ZM27 94H28V93H27ZM32 94H33V93H32ZM38 94H39V93H38ZM57 94H59V93H57ZM90 94H91V93H90ZM188 94H189V92H188ZM208 94H209V92H208ZM222 94L224 95L225 93H222ZM44 95H45V94H44ZM47 95H48V94H47ZM225 95H226V94H225ZM22 96H23V95H22ZM24 96H25V95H24ZM24 96H23V97H24ZM42 96H43V95H42ZM145 96H146V95H145ZM194 96H195V95H194ZM198 96H199V95H198ZM205 96H206V95H205ZM205 96H204V98H205ZM226 96H228V94H227ZM6 97H7V96H6ZM6 97H5V98H6ZM8 97H9V96H8ZM37 97H38V96H37ZM70 97H71V96H70ZM72 97H73V96H72ZM72 97H71V98H72ZM93 97H94V96H93ZM120 97H121V96H120ZM148 97H149V96H148ZM234 97H235V96H234ZM244 97H245V96H244ZM250 97H251V96H250ZM250 97H249V98H250ZM31 98H32V97H31ZM33 98H35V97H33ZM54 98H55V97H54ZM58 98H59V97H58ZM85 98H86V97H85ZM200 98H201V97H200ZM208 98H209V97H208ZM6 99H7V98H6ZM10 99H11V98H10ZM23 99H24V98H23ZM55 99H56V98H55ZM124 99H125V98H124ZM151 99H152V98H151ZM154 99H155V98H154ZM194 99H195V98H194ZM228 99H230V98H228ZM20 100H21V99H20ZM46 100H47V99H46ZM49 100H50V99H49ZM69 100H70V99H69ZM77 100H78V99H77ZM77 100H76V101H77ZM147 100H148V99H147ZM226 100H227V99H226ZM230 100H231V99H230ZM234 100H235V99H234ZM7 101H8V100H7ZM7 101H6V102H7ZM9 101H10V100H9ZM9 101H8V102H9ZM22 101H23V100H22ZM34 101H35V100H34ZM44 101H45V100H44ZM60 101H61V100H60ZM70 101H72V99H71ZM79 101H81V100H79ZM93 101H94V100H93ZM149 101H150V100H149ZM193 101H194V100H193ZM24 102H25V99H24ZM38 102H39V101H38ZM41 102H42V101H41ZM52 102L55 103V101H53V100H52ZM154 102H155V101H154ZM227 102H229V101H227ZM231 102H233V101H231ZM231 102H229V103H231ZM236 102H237V101H236ZM19 103H20V102H19ZM42 103H43V102H42ZM93 103H94V102H93ZM165 103H166V102H165ZM214 103H215V102H214ZM216 103H217V102H216ZM220 103H223V101L220 102ZM32 104H36V103L33 102ZM74 104H75V103H74ZM84 104H85V103H84ZM94 104H95V103H94ZM96 104H97V101H96ZM166 104H167V103H166ZM188 104H189V103H188ZM198 104H199V103H198ZM211 104H212V103H211ZM26 105H27V104H26ZM41 105H42V104H41ZM44 105L46 106V103H44ZM50 105H52V104H49V107H51ZM56 105H57V104H56ZM59 105H60V103H59ZM59 105H57V106H59ZM67 105H68V104H67ZM69 105H70V104H69ZM77 105H78V104H77ZM98 105H99V104H98ZM167 105H168V104H167ZM213 105H214V104H213ZM232 105H233V104H232ZM4 106H5V105H4ZM32 106H35V105H32ZM45 106H42V107L44 108ZM75 106H76V105H75ZM93 106H96V105H93ZM205 106H206V105H205ZM8 107H10V106H8ZM11 107H13V104L11 105ZM11 107H10V108H11ZM19 107H20V106H19ZM55 107H56V106H55ZM62 107H63V106H62ZM66 107H67V106H66ZM106 107H107V106H106ZM122 107H124V106H122ZM137 107H138V106H137ZM142 107H143V106H142ZM146 107H147V106H146ZM225 107H226V106H225ZM14 108H15V107H14ZM32 108H34V107H32ZM46 108H47V107H46ZM75 108H76V107H75ZM120 108H121V107H120ZM148 108H149V107H147V109L143 107V109H146V111L149 110ZM203 108H205V107L203 106ZM52 109H53V108H52ZM60 109H61V108H60ZM106 109H107V108H106ZM121 109H122V108H121ZM151 109H152V108H151ZM200 109H201V108H200ZM230 109H231V108H230ZM18 110H19V109H18ZM25 110H26V109H24V111H25ZM29 110H30V108H29ZM39 110H40V109H39ZM48 110H49V109H48ZM71 110H72V109H71ZM97 110H98V109H97ZM174 110H175V109H174ZM176 110H177V109H176ZM204 110H205V109H204ZM16 111H17V110H16ZM32 111H33V110H32ZM54 111H55V110H54ZM64 111H66V110H64ZM137 111H138V110H137ZM142 111H143V110H142ZM202 111H203V110H202ZM202 111H201V112H202ZM19 112H20V110H19ZM30 112H31V111H30ZM30 112H29V113H30ZM37 112H38V111H37ZM42 112H43V111H42ZM46 112H47V111H46ZM58 112H59V111H58ZM66 112H67V111H66ZM73 112H74V111H73ZM104 112H105V111H104ZM120 112H121V110H120ZM120 112H119V113H120ZM143 112H144V111H143ZM151 112H152V111H151ZM175 112H176V111H175ZM189 112H190V110H189ZM206 112H207V111H206ZM55 113H56V112H55ZM63 113H64V112H63ZM63 113H62V114H63ZM138 113H139V111H138ZM146 113H147V112H146ZM157 113H158V112H157ZM177 113H179V112H177ZM13 114H14V113H13ZM15 114H16V112H15ZM20 114H21V113H20ZM27 114H28V113H27ZM30 114H31V113H30ZM32 114H33V113H32ZM34 114H35V113H34ZM42 114H43V113H42ZM56 114H57V113H56ZM95 114H96V113H95ZM105 114H106V112H105ZM115 114H116V113H115ZM139 114H140V113H139ZM143 114H144V113H143ZM143 114H142V115H143ZM175 114H176V113H175ZM180 114H181V113H180ZM242 114H243V113H242ZM22 115H23V114H22ZM35 115H36V114H35ZM35 115H34V116H35ZM103 115H104V114H103ZM109 115H110V114H109ZM140 115H141V114H140ZM158 115H159V113H158ZM170 115H171V114H170ZM172 115H173V113H172ZM177 115H178V114H177ZM202 115H204V114H202ZM212 115L214 116V113H212ZM212 115H211V116H212ZM0 116H1V114H0ZM3 116H4V115H3ZM31 116H32V115H31ZM37 116H38V115H37ZM69 116H70V115H69ZM149 116H150V115H149ZM149 116H148V117H149ZM243 116H244V115H243ZM4 117H5V116H4ZM12 117H14V116H12ZM57 117H58V116H57ZM60 117H61V116H60ZM72 117H73V115H72ZM172 117H173V116H172ZM175 117H176V116H175ZM182 117H183V116H182ZM185 117H186V115H185ZM217 117H218V115L216 116V118H217ZM221 117H222V116H221ZM2 118H3V117H2ZM27 118H29V116H28ZM35 118H36V116H35ZM46 118H47V117H46ZM113 118L115 119V116H113ZM138 118H139V117H138ZM154 118H155V117H154ZM203 118H204V117H203ZM9 119H10V118H9ZM20 119H21V118H20ZM20 119H19L18 115H16L15 118H14V121H13V122H15V121H16V123H17V122H20V121H19ZM37 119H38V118H36V120H37ZM60 119H61V118H60ZM69 119H70V117H69ZM111 119H112V118H111ZM173 119H174V118H173ZM211 119H213V118H211ZM217 119H218V118H217ZM222 119H223V118H222ZM225 119H226V117H225ZM230 119H231V118H230ZM2 120H3V119H2ZM5 120H6V121H9V120H7V119L4 118L3 121H5ZM27 120H28V119H27ZM36 120H35V121H36ZM41 120H42V119H41ZM117 120H119V119H117ZM117 120H116L115 122H117ZM184 120H185V119H184ZM186 120H187V119H186ZM188 120L190 121V119H188ZM220 120H221V119H220ZM28 121H29V120H28ZM28 121H27V122H28ZM30 121H31V120H30ZM55 121H57V120H55ZM71 121H72V120H71ZM82 121H83V120H82ZM120 121H121V120H120ZM208 121H209V120H208ZM216 121H217V120H216ZM9 122L11 123V121H9ZM45 122H46V121H45ZM118 122H119V121H118ZM153 122H156V120L153 121ZM219 122H220V121H219ZM221 122H223V121H221ZM0 123H1V121H0ZM7 123H8V122H7ZM21 123H22V122H21ZM30 123H31V122H30ZM47 123H48V121H47ZM65 123H66V122H65ZM119 123H120V122H119ZM187 123H188V121H187ZM202 123H203V122H202ZM204 123H206V122H204ZM2 124H3V122H2ZM5 124H6V123H5ZM12 124H13V123H11V125H12ZM43 124H44V123H43ZM52 124L54 125L55 123L53 122ZM52 124H51V125H52ZM60 124H61V123H60ZM146 124H149V123H146ZM221 124H222V123H221ZM15 125H17V127H18V124H15ZM22 125H25V122H24V124H22ZM30 125H33V123L30 124ZM57 125H58V124H57ZM62 125H66V124H64V122H63ZM137 125H139V124H137ZM140 125H141V124H140ZM213 125H214V124H213ZM219 125H220V124H219ZM235 125H236V124H235ZM39 126H40V125H39ZM48 126H49V125H48ZM48 126H47V128H48ZM73 126H74V125H73ZM125 126H126V125H125ZM144 126H145V125H144ZM195 126H196V125H195ZM1 127H2V126H1ZM9 127H10V126H9ZM9 127H8V128H9ZM15 127H16V126H15ZM17 127H16V128H17ZM71 127H72V126H71ZM76 127H77V126H76ZM145 127H146V126H145ZM186 127H187V126H186ZM193 127H194V126H193ZM215 127H216V125H215ZM6 128H7V127H6ZM13 128H14V127H13ZM16 128H14L13 130H16ZM30 128H31V126H30ZM37 128H38V126H37ZM74 128H75V126L73 127V130H74ZM156 128H157V127H156ZM199 128H200V127H199ZM212 128H213V127H212ZM216 128H218V126H217ZM223 128H224V127H223ZM9 129H11V128H9ZM18 129H19V128H18ZM18 129H17V130H18ZM22 129H23V128H22ZM51 129H52V128H51ZM67 129H68V128H67ZM70 129H71V128H70ZM75 129H76V128H75ZM147 129H148V128H147ZM147 129L143 132V133H146V134H145L146 136H143V135L141 136V137H142L141 142H139L138 144H136L135 146H133V147L131 148V149H132L131 153H132V152L134 153V152L140 151V152H143V153H142V155H143L142 157H144V155H145V150L147 149V148H146V145H147V139H148V130H147ZM150 129H151V128H150ZM17 130H16V132H18ZM25 130H26V129H25ZM25 130H23V131H25ZM134 130H135V128H134ZM182 130H183V129H182ZM198 130H199V129H198ZM204 130H205V129H204ZM209 130H210V129H209ZM8 131H9V130H8ZM23 131H22V132H23ZM34 131H35V129H34ZM122 131H123V130H122ZM131 131H132V130H131ZM137 131H138V130H137ZM3 132H5V131H2V134H3ZM11 132H13V131L11 130ZM14 132H15V131H14ZM32 132H33V131H32ZM64 132H65V131H64ZM124 132H125V130H124ZM185 132H186V131H185ZM200 132H201V131H200ZM216 132H217V130H216ZM9 133H10V132H9ZM23 133H24V132H23ZM26 133H27V132H26ZM36 133H37V132H36ZM44 133H45V131H44ZM61 133H62V132H61ZM89 133H90V132H89ZM222 133H223V132H222ZM2 134H1V135H2ZM21 134H22V133H21ZM33 134H34V133H33ZM74 134H75V133H74ZM123 134H124V133H123ZM184 134H185V133H184ZM198 134H199V133H198ZM203 134H204V133H203ZM213 134H214V133H213ZM1 135H0V136H1ZM4 135H5V134H4ZM9 135H10V134H8V132H7V136H6V137H8ZM15 135H16V134H15ZM57 135H58V134H57ZM68 135H69V134H68ZM120 135H121V134H120ZM209 135H210V134H209ZM214 135H216V134H214ZM217 135H219V134H217ZM246 135H247V134H246ZM11 136L14 137V134L11 135ZM19 136H20V135H19ZM73 136H74V135H72L71 137H73ZM101 136H102V135H101ZM131 136H132V135H131ZM13 137H11V139H12ZM16 137H17V135H16ZM16 137H15V138H16ZM36 137H37V136H36ZM102 137H104V136H102ZM134 137H136V136H134ZM209 137H210V136H209ZM214 137H216V136H214ZM231 137H232V136H231ZM0 138H2V137H0ZM19 138H20V137H19ZM96 138H98V137H96ZM117 138H118V137H117ZM119 138H120V137H119ZM206 138H207V137H206ZM216 138H217V137H216ZM26 139H27V138H26ZM33 139H34V138H33ZM55 139H56V138H55ZM207 139H209V138H207ZM210 139H211V137H210ZM212 139H213V138H212ZM222 139H223V138H222ZM4 140H7V139L5 138ZM29 140H30V139H29ZM71 140H72V142H73V138H71ZM115 140H116V139H115ZM129 140H130V139H129ZM243 140H244V139H243ZM1 141H2V140L0 139V142H1ZM8 141H10V139H8L7 142H8ZM32 141H34V140H32ZM67 141H69V138L67 139ZM92 141H93V140H92ZM211 141H213V140H211ZM214 141H215V140H214ZM4 142H5V141H4ZM7 142H6V145H5V146H7ZM20 142H21V141H20ZM25 142H26V141H25ZM29 142H30V141H29ZM120 142H121V141H120ZM128 142H129V141H128ZM131 142H132V140H131ZM208 142H209V141H208ZM224 142H225V141H224ZM234 142H235V141H234ZM236 142H237V141H236ZM238 142H239V141H238ZM244 142H245V141H244ZM8 143H9V142H8ZM17 143H18V141H17L15 144H17ZM30 143H31V142H30ZM67 143H68V142H66V144H67ZM69 143H70V142H69ZM94 143H95V142H94ZM135 143H136V142H135ZM189 143H190V142H189ZM261 143H262V142H261ZM263 143H264V141H263ZM13 144H14V142H13ZM28 144H29V143H28ZM28 144H26V145H28ZM31 144H33V143H31ZM73 144H74V142H73ZM119 144H120V143H119ZM125 144H126V143H125ZM214 144H215V143H214ZM240 144H241V143H240ZM0 145H4V144H0ZM8 145H10V143H9ZM70 145H71V147H73V146H72V143H70ZM93 145H94V144H93ZM117 145H118V144H117ZM122 145H124V144H122ZM132 145H133V144H132ZM210 145H211V144H210ZM243 145H244V144H243ZM243 145H242V146H243ZM261 145H263V144H261ZM5 146H3V147L5 148ZM14 146H15V145H14ZM16 146H17V145H16ZM16 146H15V147H16ZM19 146H20V145H18L17 147H19ZM65 146H66V145H65ZM67 146H68V144H67ZM120 146H121V145H120ZM124 146H127V144L124 145ZM129 146H130V145H129ZM206 146H207V145H206ZM214 146L216 147V145H214ZM220 146H221V145H220ZM232 146H233V145H232ZM239 146H241V145H239ZM3 147H2V149H4ZM27 147H28V146H27ZM69 147H70V146H69ZM69 147H68V148H69ZM71 147H70V149H71ZM212 147H213V146H212ZM217 147H218V146H217ZM6 148H7V147H6ZM19 148H20V147H19ZM25 148H26V147H25ZM126 148H127V147H126ZM239 148H240V147H239ZM241 148H242V147H241ZM250 148H251V147H250ZM7 149H9V148H7ZM13 149H14V147H13ZM15 149H17V148H15ZM64 149H65V148H64ZM66 149H67V148H66ZM70 149H69V150H70ZM118 149H119V148H118ZM242 149H243V148H242ZM4 150H6V149H4ZM11 150H12V149H11ZM67 150H68V149H67ZM89 150H90V149H89ZM124 150H126V149H124ZM124 150H123V151H124ZM149 150H150V149H149ZM227 150H228V149H227ZM233 150H234V149H233ZM235 150H236V149H235ZM13 151H16V150H13ZM146 151H147V150H146ZM222 151H223V150H222ZM228 151H229V150H228ZM240 151H241V150H240ZM6 152H7V150H6ZM23 152H24L23 154H25L26 151L24 150ZM64 152H65V151H64ZM220 152H221V151H220ZM10 153H12V151H11ZM69 153H70V152H69ZM105 153H106V152H105ZM119 153H121V152H118V154H119ZM3 154L5 155L6 153H5V152H4V153L2 152V153L0 154V156H2ZM15 154H16V153H15ZM15 154H14V155H15ZM30 154H31V153H28V158H29ZM103 154H104V153H103ZM103 154H102V155H103ZM114 154H115V153H114ZM124 154H125V153H124ZM139 154H141V153H139ZM213 154H214V153H213ZM224 154H225V153H224ZM4 155L1 157L2 159L4 158ZM7 155H8V154H7ZM10 155H12V154H10ZM14 155H13V158H14ZM17 155H18V154H17ZM20 155H21V154H20ZM46 155H47V154H46ZM69 155H70V154H69ZM107 155H108V154H107ZM128 155H129V154H128ZM198 155H199V154H198ZM205 155H206V154H205ZM5 156H6V155H5ZM21 156H22V155H21ZM83 156H84V155H83ZM111 156H112V154H111ZM114 156H117V155H114ZM119 156H120V155H118V157H119ZM123 156H124V155H123ZM129 156H131V154H130ZM132 156H133V155H132ZM135 156H136V155H135ZM8 157H11V156H8ZM18 157H20V156H18ZM22 157H23V156H22ZM46 157H47V156H46ZM93 157H94V156H92V158H93ZM101 157H102V156H101ZM120 157H121V156H120ZM133 157H134V156H133ZM140 157H141V156H140ZM5 158H6V157H5ZM5 158H4V159H5ZM28 158H27V160H28ZM106 158H107V157H106ZM128 158H129V157H128ZM211 158H212V157H211ZM8 159H10V158H8ZM63 159H65V158H63ZM125 159H127V158L125 157ZM141 159H142V158H141ZM108 160H110V159H108ZM127 160H128V159H127ZM139 160H140V159H139ZM21 161H22V162H21V165L23 164V162H26V161H24V160H21ZM118 161H119V160H118ZM210 161H211V160H210ZM216 161H217V160H216ZM53 162H54V161H53ZM82 162H83V161H82ZM104 162H105V161H104ZM129 162H130V161H129ZM213 162H214V161H213ZM222 162H223V161H222ZM228 162H229V161H228ZM0 163H4V161H3V162L1 161ZM113 163H114V161H113ZM117 163H119V162H117ZM214 163H215V162H214ZM100 164H102V163H100ZM111 164H112V163H111ZM114 164H115V163H114ZM127 164H128V163H127ZM236 164H237V163H236ZM1 165H2V164H1ZM3 165H4V164H3ZM3 165H2V166H3ZM30 165H31V162H30V160H29L27 166L29 167ZM102 165H103V164H102ZM122 165H123V163H122ZM215 165H216V164H215ZM63 166H64V165H63ZM86 166H87L86 163L81 164L80 162H78L77 168L74 170L75 172H74L73 174H71L72 178H70L68 184H65L66 186H65L64 191H63V189H62L63 194L65 195V197H64L65 199H64V201H62V203H61V206H62V207L68 202L69 196L72 194V191H73V189L75 188V185H76L77 181H79L78 179L81 177V173L85 170ZM112 166H113V165H112ZM118 166H119V164H118ZM125 166H126V165H125ZM137 166H138V165H137ZM0 167H1V166H0ZM24 167H25V166H24ZM126 167H127V166H126ZM132 167H133V166H132ZM19 168H20V167H18V170H19ZM35 168H36V167H35ZM104 168H105V167H104ZM104 168H103V169H104ZM128 168H129V167H128ZM196 168H197V167H196ZM237 168H238V166H237ZM24 169H25V168H24ZM89 169H90V168H89ZM111 169H113V168L111 167ZM118 169H119V168H118ZM8 170H9V169H8ZM8 170H7V171H8ZM25 170H26V169H25ZM57 170H58V169H57ZM104 170H106V169H104ZM114 170H115V169H114ZM119 170H120V169H119ZM124 170H125V169H124ZM176 170H177V169H176ZM26 171H27V170H26ZM54 171H55V170H54ZM81 171H82V172H81ZM90 171H91V170H90ZM219 171H220V170H219ZM60 172H61V170H60ZM86 172H87V171H86ZM106 172H107V171H106ZM111 172H113V171H111ZM126 172H127V171H126ZM128 172H129V171H128ZM138 172H139V171H138ZM205 172H206V171H205ZM220 172H221V171H220ZM6 173H7V172H6ZM84 173H85V172H84ZM108 173H109V172H107V175H108ZM121 173H122L121 175H123V172H122V171H121ZM209 173H210V172H209ZM233 173H234V172H233ZM85 174H86V173H85ZM119 174H120V173H119ZM134 174H135V172H134ZM204 174L206 175L207 173H204ZM211 174H212V173H211ZM258 174H259V173H258ZM109 175H110V174H109ZM115 175H116V174H115ZM128 175H129V173H128ZM227 175H228V174H227ZM23 176H24V175H23ZM82 176H83V174H82ZM221 176H223V175H221ZM234 176H235V175H234ZM24 177H25V176H24ZM90 177H91V176H90ZM134 177H135V176H134ZM134 177H133V178H134ZM213 177H214V175H213ZM228 177H229V175H228ZM108 178L110 179V177H108ZM113 178H114V176H113ZM115 178H116V177H115ZM131 178H132V177H131ZM147 178H148V177H147ZM197 178H199V177L197 176ZM205 178H206V177H205ZM223 178H224V177H223ZM229 178H230V177H229ZM13 179H14V178H13ZM129 179H130V178H129ZM261 179H262V178H261ZM2 180H3V179H2ZM29 180H30V179H29ZM35 180H36V179H35ZM35 180H33V181H35ZM116 180H117V179H116ZM119 180H120V179H119ZM204 180H205V179H204ZM207 180H209V179H207ZM10 181H11V180H10ZM37 181H38V180H37ZM63 181H64V180H62V183H63ZM83 181H84V179H83ZM87 181H88V180H87ZM237 181H238V180H237ZM11 182H12V181H11ZM21 182H22V180H21ZM81 182H82V180H81ZM91 182H92V181H91ZM121 182H122V181H121ZM18 183H19V182H18ZM18 183H17V184H18ZM82 183H83V182H82ZM86 183H87V182H86ZM31 184H32V183H31ZM1 185H2V183H1ZM1 185H0V186H1ZM43 185H44V184H43ZM58 185H59V184H58ZM58 185H56V186H57L56 189H58ZM239 185H240V184H239ZM4 186H5V185H4ZM6 186H7V185H6ZM8 186H9V185H8ZM18 186H19V185H18ZM37 186H38V184H37ZM59 186H60V185H59ZM78 186H79V185H78ZM80 186H81V185H80ZM205 186H206V185H205ZM9 187H10V186H9ZM11 187H12V186H11ZM196 187H197V185H196ZM3 188H5V187H3ZM3 188H2V189H3ZM78 188H80V187H78ZM84 188H85V187H84ZM95 188H96V187H95ZM120 188H121V187H120ZM179 188H180V186H179V184L177 183V184L175 185V188H173V187H168L167 190H165V192L163 191V192H164L163 194H164V196H166V195H169V196H170V195H173V194L175 193V191L178 190ZM193 188H194V187H193ZM200 188H201V187H200ZM203 188H204V187H203ZM0 189H1V188H0ZM11 189H12V188H11ZM34 189H35V188H34ZM76 189H77V187H76ZM133 189H134V190H133L132 193L129 195L130 199H131V196H133V193H134V191H135V188H133ZM158 189H159V188H158ZM13 190H14V189H13ZM35 190H36V189H35ZM43 190H44V189H43ZM83 190H84V189H82V191H83ZM86 190H87V189H86ZM103 190H104V189H103ZM121 190H122V189H121ZM180 190H181V189H180ZM180 190H179V191H180ZM191 190H192V188H191ZM196 190H197V189H196ZM196 190H195V191H196ZM1 191H2V190H1ZM3 191H4V190H3ZM7 191H8V190H7ZM59 191H60V190H59ZM13 192H14V191H13ZM35 192H36V191H35ZM55 192H57V191H55ZM80 192H81V190H80ZM99 192H100V191H99ZM106 192H107V191H106ZM114 192H115V191H114ZM198 192H199V191H198ZM227 192H228V191H227ZM230 192H231V191H230ZM57 193H58V192H57ZM59 193H60V192H59ZM83 193H84V192H83ZM85 193H86V192H85ZM90 193H91V192H90ZM126 193H127V192H126ZM81 194H82V193H81ZM195 194H196V193H195ZM198 194H199V193H198ZM9 195H10V192H9ZM13 195H14V194H13ZM89 195H90V194H89ZM92 195H93V194H92ZM126 195H127V194H126ZM136 195H137V194H136ZM217 195H218V194H217ZM109 196H110V195H109ZM109 196H108V197H109ZM111 196H112V195H111ZM206 196H207V195H206ZM12 197H13V196H12ZM78 197H79V196H78ZM124 197H126V196L124 195ZM14 198H15V197H14ZM72 198H73V197H72ZM72 198H70V199H72ZM104 198H105V197H103V199H104ZM111 198L114 199L113 197H111ZM127 198H128V197H127ZM8 199H10V197H9ZM15 199L17 200L18 198H15ZM30 199H31V198H30ZM117 199H119V198H117ZM122 199H123V198H122ZM150 199H151V198H150ZM160 200L163 201V196L160 197ZM178 200H179V199H178ZM184 200H185V199H184ZM9 201H11V200H9ZM13 201H15V200H13ZM103 201H104V200H103ZM106 201H109V200H106ZM118 201H120V200H118ZM126 201H127V200H126ZM174 201H175V199H174ZM113 202H114V200H113ZM177 202H178V201H177ZM88 203H89V202H88ZM88 203H87V204H88ZM105 203H106V202H105ZM125 203H126V202H125ZM133 203H134V202H133ZM156 203H157V202H156ZM175 203H176V202H175ZM179 203H180V202H179ZM9 204H10V203H9ZM183 204H184V203H183ZM12 205H13V203H12ZM14 205H15V203H14ZM51 205H52V204H51ZM69 205H71V204H69ZM101 205H102V204H101ZM110 205H111V204H110ZM112 205H113V204H112ZM132 205H133V204H132ZM151 205H152V204H151ZM8 206H11V205H8ZM91 206H93L92 203H91ZM106 206H108V205H106ZM114 206H115V205H114ZM124 206H125V204H124ZM129 206H130V205H129ZM129 206H128V207H129ZM164 206H165V204H164ZM164 206L161 205V203L157 205V207H159V209H160V208H163V209H164ZM179 206H180V205H179ZM185 206H186V205H185ZM185 206H184V207H185ZM198 206H199V205H198ZM11 207H12V206H11ZM13 207H14V206H13ZM16 207H17V206H16ZM50 207H51V206H50ZM76 207H77V206H76ZM84 207H85V206H84ZM87 207H88V206H87ZM128 207H127V208H128ZM130 207H131V206H130ZM130 207H129V208H130ZM180 207H181V206H180ZM215 207H217V206H215ZM7 208H8V207H7ZM14 208H15V207H14ZM121 208H122V207H121ZM123 208H124V207H123ZM123 208H122V209H123ZM167 208H168V207H167ZM185 208H186V207H185ZM195 208H196V207H194V209H195ZM226 208H227V207H226ZM63 209H64V208H63ZM105 209H106V208H105ZM124 209H125V208H124ZM124 209H123V210H124ZM197 209H198V208H197ZM5 210H6V209H5ZM16 210H17V209H16ZM81 210L84 211L83 209H81ZM92 210H93V208H92ZM97 210H98V208H97ZM127 210L130 211V209H127ZM168 210H169V209H168ZM211 210L213 211L214 209H211ZM21 211H22V210H21ZM68 211H69V210H68ZM101 211H102V210H101ZM169 211H170V210H169ZM187 211H188V210H187ZM11 212H12V211H11ZM24 212H25V211H24ZM51 212H52V211H51ZM78 212H79V211H78ZM147 212H148V210H147ZM152 212H153V211H152ZM155 212H156V210H155ZM175 212H176V210H175ZM8 213H9V212H8ZM34 213H35V212H34ZM119 213H120V212H119ZM172 213H173V212H172ZM5 214H6V213H5ZM135 214H136V213H135ZM148 214H149V213H148ZM148 214H147V215H148ZM29 215H30V214H29ZM45 215H47V213H46ZM59 215H60V214H59ZM79 215H80V213H79ZM93 215H94V214H93ZM93 215H92V216H93ZM108 215H109V214H108ZM123 215H124V214H123ZM126 215H127V214H126ZM167 215H169V214H167ZM179 215H180V214H179ZM207 215H208V214H207ZM17 216H18L17 220H15V221L10 225L11 227L9 228V230H10L9 232L12 234L13 237L20 233V228H21V225H22V222H21V218H22L21 216H22V214H20V212H18V213H17ZM27 216H28V215H27ZM75 216H76V215H75ZM94 216H95V215H94ZM119 216H121V215L119 214ZM130 216H131V215H130ZM139 216H140V215H139ZM184 216H185V215H184ZM226 216H227V215H226ZM47 217H48V216H47ZM88 217H90V216H88ZM96 217H97V216H96ZM111 217H112V216H111ZM115 217H116V214H115ZM156 217H157V216H156ZM23 218H24V217H23ZM38 218H39V217H38ZM41 218H42V217H41ZM49 218H50V217H49ZM49 218H48V219H49ZM85 218H86V217H85ZM99 218H100V217H99ZM124 218H125V217H124ZM169 218H170V217H169ZM180 218H181V217H180ZM42 219H43V218H42ZM52 219H53V218H52ZM71 219H72V218H71ZM87 219H88V218H87ZM112 219H113V218H112ZM184 219H185V218H184ZM33 220H35L34 217H33ZM33 220H32V221H33ZM43 220H44V219H43ZM59 220H60V219H59ZM82 220H83V219H82ZM176 220H177V219H176ZM176 220H175V221H176ZM86 221H87V220H86ZM153 221H154V219H153ZM213 221H214V220H213ZM252 221H253V220H252ZM44 222H46V221H44ZM83 222H84V221H83ZM100 222H101V221H100ZM113 222H114V220H113ZM215 222H216V221H215ZM244 222H245V221H244ZM7 223H8V221H7ZM69 223H70V222H69ZM114 223H115V222H114ZM213 223H214V222H213ZM213 223H212V224H213ZM34 224H35V223H34ZM60 224H61V223H60ZM74 224H75V223H74ZM138 224H139V223H138ZM149 224H152V223H149ZM155 224H156V223H155ZM168 224H169V223H168ZM215 224H217V223H215ZM24 225H25V224H24ZM86 225H87V224H86ZM134 225H135V224H134ZM218 225H219V224H218ZM260 225H261V224H260ZM84 226H85V225H84ZM137 226H138V225H137ZM145 226H146V225H145ZM150 226H151V225H150ZM169 226H170V224H169ZM206 226H207V225H206ZM214 226H216V225H214ZM110 227H111V226H110ZM130 227H131V225H130ZM170 227H171V226H170ZM207 227H208V226H207ZM217 227H218V226H217ZM107 228H108V227H107ZM124 228H125V227H124ZM126 228H127V227H126ZM215 228H216V227H215ZM218 228H219V227H218ZM235 228H236V227H235ZM261 228H262V227H261ZM73 229H74V228H73ZM83 229H84V228H83ZM112 229H113V227H112ZM213 229H214V228H212V230H213ZM3 230H4V229H3ZM109 230H110V229H109ZM125 230H127V229H125ZM150 230H151V229H150ZM156 230H157V229H156ZM195 230H196V229H195ZM218 230H219V229H218ZM59 231H60V230H59ZM78 231H79V230H78ZM83 231H84V230H83ZM83 231H82V232H83ZM138 231H140V229H139ZM151 231H152V230H151ZM183 231H184V230H183ZM214 231H216V230H214ZM1 232H2V231H1ZM67 232H68V231H67ZM82 232H81V233H82ZM128 232H129V231H128ZM130 232H131L132 236L135 234V232H136L135 226H134V227H131V231H130ZM180 232H182V231H180ZM185 232H186V230H185ZM203 232H204V231H203ZM104 233H105V232H104ZM106 233H107V232H106ZM106 233H105V234H106ZM153 233H155V232H153ZM224 233H225V232H224ZM38 234H39V233H38ZM107 234H109V233H107ZM148 234H150V233H148ZM200 234H201V233H200ZM216 234H218V232H217ZM0 235H1V234H0ZM59 235H62V234L59 233ZM76 235H77V234H76ZM128 235H129V234H128ZM170 235H171V234H170ZM78 236H79V235H78ZM101 236H103V235H101ZM129 236H130V235H129ZM148 236H149V235H148ZM216 236H217V235H216ZM216 236H215V237H216ZM228 236H229V235H228ZM39 237H40V236H39ZM43 237H44V235H43ZM90 237H91V236H90ZM90 237H89V238H90ZM130 237H131V236H130ZM130 237H129V238H130ZM156 237H157V235H156ZM112 238H113V237H112ZM151 238H153V237H151ZM154 238H155V237H154ZM154 238H153V239H154ZM169 238H170V237H169ZM176 238H177V237H176ZM196 238H197V237H196ZM46 239H47V238H46ZM135 239H136V238H135ZM193 239H194V238H193ZM231 239H232V238H231ZM1 241H2V240H1ZM38 241H39V240H38ZM88 241H89V240H88ZM90 241H91V240H90ZM167 241H168V240H167ZM28 242H29V241H28ZM31 242H32V241H31ZM54 242H55V241H54ZM68 242H69V241H68ZM92 242H93V240H92ZM168 243H169V242H168ZM220 243H221V242H220ZM55 244H56V243H55ZM94 244H95V243H94ZM181 244H182V243H181ZM221 244H222V243H221ZM247 245H248V244H247ZM51 246H52V245H51ZM42 247H44V246L42 245ZM42 247H41V248H42ZM46 247H47V246H46ZM46 247H45V248H46ZM59 247H60V246H59ZM157 247L159 248V249H158V252H160L159 250H161V249L163 248V246H162V247L157 246ZM167 247H168V245L166 246V248H167ZM47 248H48V247H47ZM50 248H51V247H50ZM56 248H57V246H56ZM63 248H64V247H63ZM130 248H131V244H130V242H129V243L127 244L126 248H124V249H125V250H124V255H125V253L128 254V253L130 252ZM48 249H49V248H48ZM135 249H136V248H135ZM167 249H168V248H167ZM169 249H170V248H169ZM253 249H255V248H253ZM43 250H44V249H43ZM43 250H42V252H44ZM50 250H51V249H50ZM57 250H58V249H57ZM66 250H67V249H66ZM149 250H150V249H149ZM36 252H37V251H36ZM36 252H35V253H36ZM131 252H132V249H131ZM8 253H9L8 250H4V249H3V251L1 252L0 264H6V263H7V259H9V257H10V255H9ZM56 253H57V252H56ZM56 253H55V254H56ZM146 253H147V252H146ZM170 253H171V252H170ZM55 254H54V255H55ZM59 254H60V253H59ZM35 255H37V254H35ZM39 255H40V254H39ZM45 255H46V253L44 254V257H45ZM48 255H50V254H48ZM48 255H47V256H48ZM141 255H142V254H141ZM50 256L52 257L53 255H50ZM121 256H122V255H121ZM126 256H127V255H126ZM144 256H145V255H144ZM171 256H172V255H171ZM42 257H43V256H41V258H42ZM62 257H63V256H62ZM124 257H125V256H124ZM130 257H131V256H130ZM38 258H39V257H38ZM49 258H50V257H49ZM52 258H53V257H52ZM133 258H134V257H133ZM161 258H162V257H161ZM35 259H36V257H35ZM35 259H34V260H35ZM42 259H43V258H42ZM47 260H49L48 257H47ZM47 260H46V261H47ZM51 260H53V259H51ZM51 260H49V261H51ZM35 261H36V260H35ZM44 261H45V260H44ZM44 261H41V262H44ZM46 261H45V262H46ZM97 261H98V260H97ZM160 261H161V260L158 259V260H156V261H155L154 263H152V264H159ZM32 262H33V261H32ZM39 262H40V261H39ZM52 262H53V261H52ZM128 262H129V261H128ZM22 263H23V262H22ZM34 263H36V262H34ZM37 263H38V262H37ZM37 263H36V264H37ZM47 263H48V262H47ZM109 263H110V261H109ZM125 263H126V260H125V261L123 260V263H121V264H125ZM28 264H29V262H28ZM31 264H32V263H31ZM38 264H39V263H38ZM42 264H43V263H42ZM51 264H52V263H51ZM96 264H97V263H96ZM145 264H146V263H145ZM180 264H181V263H180Z\"/></svg>",
	"mask_w": 264,
	"mask_h": 264
}]
</instances>
